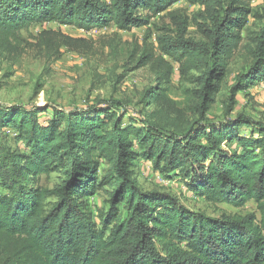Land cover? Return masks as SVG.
<instances>
[{
  "label": "trees",
  "instance_id": "16d2710c",
  "mask_svg": "<svg viewBox=\"0 0 264 264\" xmlns=\"http://www.w3.org/2000/svg\"><path fill=\"white\" fill-rule=\"evenodd\" d=\"M179 1L0 0V55L17 59L27 41L22 31L34 23L131 30L168 11L186 32L188 18L171 9ZM188 1L202 7V38L190 44L157 38L163 55L179 64L183 102L170 96L174 66L161 57L155 86L128 121L119 111L125 102L113 97L70 111L53 108L50 116V106L0 105V185L7 191L0 196V264H264V128L243 134L250 122L242 114L219 126L207 117L240 49L252 60L230 88L226 115L238 92L264 80V28L245 42L252 0ZM78 41L44 30L37 43L57 60ZM154 59L148 52L136 67ZM8 129L24 150L12 148ZM138 160L184 180L211 203L254 201L259 216L213 217L170 193L143 189ZM52 172L61 173L60 183H38ZM104 187L109 208L95 215L88 199Z\"/></svg>",
  "mask_w": 264,
  "mask_h": 264
},
{
  "label": "rangeland",
  "instance_id": "374dc122",
  "mask_svg": "<svg viewBox=\"0 0 264 264\" xmlns=\"http://www.w3.org/2000/svg\"><path fill=\"white\" fill-rule=\"evenodd\" d=\"M178 10L188 20L186 32L178 30L168 11L152 19L146 26L134 27L131 30L120 29L111 24L91 31L76 26L60 25L56 22L34 23L22 31L27 40L23 43V52L16 57L6 59L0 55V105L3 107L20 106L35 108L50 106L49 116L53 108L64 111L84 108L99 99H115L125 102L119 111L125 120L139 116L142 105L140 100L148 88L155 86L159 61L164 57L174 66L170 96L183 102L181 90V74L179 64L171 57L163 55L157 38L166 36L173 43L184 40L192 43L202 38L203 33L197 21L203 22L199 14L202 7L188 0H181L171 8ZM252 15L243 29L246 41H251L264 28V0H252ZM44 30L63 32L80 38L73 47H63L60 59H50L48 49L38 46L39 35ZM148 52L155 53L154 62L137 68L138 60ZM251 54L244 48L234 56L221 91L216 95V102L209 111V121L216 125L233 120L240 114L250 122L243 134L252 128H264V80L247 91L237 93L236 105L226 115V104L230 97V88L237 78L246 72L251 64ZM153 107H150L152 109ZM46 114L41 118L45 119ZM255 126V127H254ZM259 126V127H258ZM244 128V129H245ZM12 148L24 150V145L8 133ZM226 148V146H223ZM106 165H102V172ZM135 177L139 187L146 190H159L177 197L182 205L196 212H203L213 217H229L233 215L259 216L257 204L248 202L243 207H234L226 203H211L204 198L192 194L184 180L176 177L161 181L152 164L146 160H138ZM60 172L42 175L39 184L53 188L60 183ZM7 193L0 185V196ZM110 189L102 188L88 199L89 210L95 215L101 210H108Z\"/></svg>",
  "mask_w": 264,
  "mask_h": 264
},
{
  "label": "built area",
  "instance_id": "2783aa9c",
  "mask_svg": "<svg viewBox=\"0 0 264 264\" xmlns=\"http://www.w3.org/2000/svg\"><path fill=\"white\" fill-rule=\"evenodd\" d=\"M7 132L10 134V133H13L14 135H16V132H14V130L12 129H8ZM11 135V134H10ZM157 177L159 180L161 181H164V176H162L160 173H157Z\"/></svg>",
  "mask_w": 264,
  "mask_h": 264
},
{
  "label": "crops",
  "instance_id": "0c3cea01",
  "mask_svg": "<svg viewBox=\"0 0 264 264\" xmlns=\"http://www.w3.org/2000/svg\"><path fill=\"white\" fill-rule=\"evenodd\" d=\"M142 161V160H141Z\"/></svg>",
  "mask_w": 264,
  "mask_h": 264
}]
</instances>
